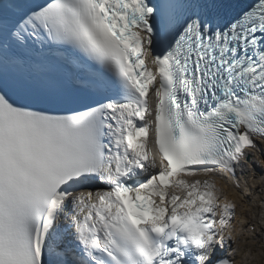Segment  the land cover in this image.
Instances as JSON below:
<instances>
[{"label":"snow or ice","instance_id":"obj_1","mask_svg":"<svg viewBox=\"0 0 264 264\" xmlns=\"http://www.w3.org/2000/svg\"><path fill=\"white\" fill-rule=\"evenodd\" d=\"M258 237L264 0H0V264H236Z\"/></svg>","mask_w":264,"mask_h":264},{"label":"bare ground","instance_id":"obj_2","mask_svg":"<svg viewBox=\"0 0 264 264\" xmlns=\"http://www.w3.org/2000/svg\"><path fill=\"white\" fill-rule=\"evenodd\" d=\"M257 240H259V239H257ZM258 243H259V241H258ZM258 243H255V242L245 243L242 241L240 246H239V249L235 255L236 263L238 262V264H248V262L244 256V253H245V251H247L248 247H252L253 250H254V248H256L257 252L264 251V239L261 238L260 244H258Z\"/></svg>","mask_w":264,"mask_h":264},{"label":"clouds","instance_id":"obj_3","mask_svg":"<svg viewBox=\"0 0 264 264\" xmlns=\"http://www.w3.org/2000/svg\"><path fill=\"white\" fill-rule=\"evenodd\" d=\"M244 256L248 264H261V261L259 259V254L254 252L252 247H248L247 251H245L244 253Z\"/></svg>","mask_w":264,"mask_h":264},{"label":"rangeland","instance_id":"obj_4","mask_svg":"<svg viewBox=\"0 0 264 264\" xmlns=\"http://www.w3.org/2000/svg\"><path fill=\"white\" fill-rule=\"evenodd\" d=\"M257 239H259V240H257ZM256 240H255V243H258V241H259V243L258 244H260V240H261V238H257ZM257 241V242H256ZM253 251H256V248H254V250Z\"/></svg>","mask_w":264,"mask_h":264}]
</instances>
